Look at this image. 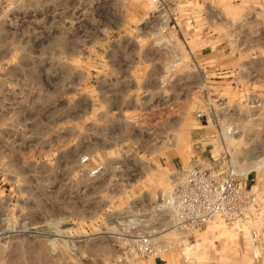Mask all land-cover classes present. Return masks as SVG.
Instances as JSON below:
<instances>
[{
    "label": "rangeland",
    "instance_id": "rangeland-1",
    "mask_svg": "<svg viewBox=\"0 0 264 264\" xmlns=\"http://www.w3.org/2000/svg\"><path fill=\"white\" fill-rule=\"evenodd\" d=\"M163 2L0 0V264H260L247 230L178 232L156 206L192 166L264 201V0ZM130 54L170 63L134 147L127 114L100 110L130 94ZM130 221L168 252L130 256Z\"/></svg>",
    "mask_w": 264,
    "mask_h": 264
},
{
    "label": "built area",
    "instance_id": "built-area-1",
    "mask_svg": "<svg viewBox=\"0 0 264 264\" xmlns=\"http://www.w3.org/2000/svg\"><path fill=\"white\" fill-rule=\"evenodd\" d=\"M150 1L155 4L156 12L164 11L166 3L163 0ZM169 23L170 19L161 22L162 32L174 27ZM87 159L84 157L81 161ZM100 169L101 166H97L89 173L96 174ZM162 201L156 206V211H167L170 225L175 231L190 232L216 221L231 230H247L248 242L260 248V264H264V201L257 192L238 181L233 169L192 166L183 170L174 193ZM131 231L130 256L161 259L168 252L169 247L154 242L148 233L137 230L132 221Z\"/></svg>",
    "mask_w": 264,
    "mask_h": 264
},
{
    "label": "crops",
    "instance_id": "crops-1",
    "mask_svg": "<svg viewBox=\"0 0 264 264\" xmlns=\"http://www.w3.org/2000/svg\"><path fill=\"white\" fill-rule=\"evenodd\" d=\"M131 42H133V39L130 37V48L132 49ZM168 64L170 63L164 57L136 58L131 54L130 59L120 57L116 60V71L128 82L127 90L130 82V94H124L125 89L122 87L123 92H118L113 97L116 104L108 107L104 105L100 110L117 114H127V127L130 126V145L133 147L136 145H147L152 142L145 135L149 128L144 124V121L149 117L146 115L143 93H149L158 102L161 101V98L166 97L167 89L165 81ZM172 95L177 96L175 91ZM1 120L2 114L0 112V122ZM136 123L138 124L137 126L135 125ZM131 151L132 154L130 156L134 157V159L135 157L137 158L136 154H133V150Z\"/></svg>",
    "mask_w": 264,
    "mask_h": 264
},
{
    "label": "bare ground",
    "instance_id": "bare-ground-1",
    "mask_svg": "<svg viewBox=\"0 0 264 264\" xmlns=\"http://www.w3.org/2000/svg\"><path fill=\"white\" fill-rule=\"evenodd\" d=\"M229 137H230V136H229ZM230 140H231V139H230ZM156 191H157V190H156ZM151 193H152V192H151ZM151 193H150V194H151ZM154 198H155V197H154ZM31 227H32V226H30L29 230H30V231L34 230V229L31 228ZM27 229H28V228H27Z\"/></svg>",
    "mask_w": 264,
    "mask_h": 264
}]
</instances>
